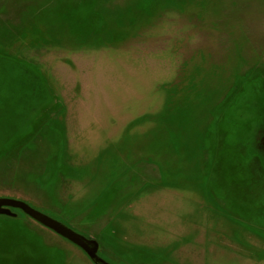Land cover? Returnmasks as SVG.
Wrapping results in <instances>:
<instances>
[{
	"label": "rangeland",
	"instance_id": "rangeland-1",
	"mask_svg": "<svg viewBox=\"0 0 264 264\" xmlns=\"http://www.w3.org/2000/svg\"><path fill=\"white\" fill-rule=\"evenodd\" d=\"M0 198L108 264L264 259V0H0ZM14 214L0 264H92Z\"/></svg>",
	"mask_w": 264,
	"mask_h": 264
},
{
	"label": "water",
	"instance_id": "water-1",
	"mask_svg": "<svg viewBox=\"0 0 264 264\" xmlns=\"http://www.w3.org/2000/svg\"><path fill=\"white\" fill-rule=\"evenodd\" d=\"M13 210L20 211L34 222L80 249L92 264H108L98 257V244L94 240L75 233L67 226L49 216L42 214L22 201L0 198V215L14 217L15 214L12 212Z\"/></svg>",
	"mask_w": 264,
	"mask_h": 264
},
{
	"label": "crops",
	"instance_id": "crops-1",
	"mask_svg": "<svg viewBox=\"0 0 264 264\" xmlns=\"http://www.w3.org/2000/svg\"><path fill=\"white\" fill-rule=\"evenodd\" d=\"M141 190H142V189H141ZM137 191L140 192V190H137ZM131 194H133V195H131ZM131 194L128 195V196L126 197L125 201H127V200L130 201L129 199H132L131 196H133V198L135 197V195L137 196V194H135V192H132ZM143 198H144V197H143ZM125 201H124V202H125ZM120 218H123V216H121L120 214L117 213V214L115 215V217H114V220H115V219H120ZM240 221H242V218L240 219ZM117 225H119V224H117ZM255 260L257 261V262H254L255 264H264V259L261 258V257H260V258H256ZM252 264H253V263H252Z\"/></svg>",
	"mask_w": 264,
	"mask_h": 264
},
{
	"label": "flooded vegetation",
	"instance_id": "flooded-vegetation-1",
	"mask_svg": "<svg viewBox=\"0 0 264 264\" xmlns=\"http://www.w3.org/2000/svg\"><path fill=\"white\" fill-rule=\"evenodd\" d=\"M12 212L14 213V210Z\"/></svg>",
	"mask_w": 264,
	"mask_h": 264
}]
</instances>
